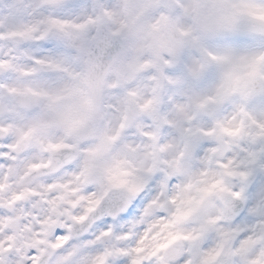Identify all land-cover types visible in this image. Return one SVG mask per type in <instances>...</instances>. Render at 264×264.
Returning a JSON list of instances; mask_svg holds the SVG:
<instances>
[{
	"label": "clouds",
	"instance_id": "1",
	"mask_svg": "<svg viewBox=\"0 0 264 264\" xmlns=\"http://www.w3.org/2000/svg\"><path fill=\"white\" fill-rule=\"evenodd\" d=\"M238 3L0 0V264H264V61L226 58L264 32L225 24Z\"/></svg>",
	"mask_w": 264,
	"mask_h": 264
},
{
	"label": "snow or ice",
	"instance_id": "2",
	"mask_svg": "<svg viewBox=\"0 0 264 264\" xmlns=\"http://www.w3.org/2000/svg\"><path fill=\"white\" fill-rule=\"evenodd\" d=\"M243 17H251L261 21L260 23L246 25V27L252 31L264 32V0H240V3L231 6L230 11L224 17V22L228 26H240L241 18ZM53 23H56V21H53ZM75 27L82 26L76 25ZM67 42L72 47L77 46L76 37L71 33L67 34ZM226 58H236L238 64L243 63L250 69L248 75H254L259 63L264 61V54L228 52ZM37 63L46 66L52 72L61 68V61L56 59L55 54H53L52 58L38 60Z\"/></svg>",
	"mask_w": 264,
	"mask_h": 264
}]
</instances>
